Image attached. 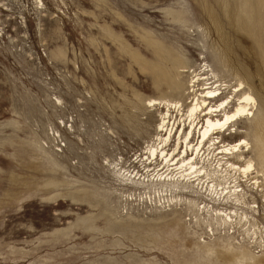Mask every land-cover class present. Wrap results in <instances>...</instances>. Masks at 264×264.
<instances>
[{
	"label": "rangeland",
	"instance_id": "374dc122",
	"mask_svg": "<svg viewBox=\"0 0 264 264\" xmlns=\"http://www.w3.org/2000/svg\"><path fill=\"white\" fill-rule=\"evenodd\" d=\"M175 59L178 81L209 66L264 115V0H0V264H238L195 245L221 240L264 254L262 192L240 182L243 201L218 204L205 185L175 202L163 186L177 172L149 148L167 138L161 115L169 130L185 118L167 104L187 92L169 84ZM252 125L220 135L252 142ZM214 209L233 228L210 224Z\"/></svg>",
	"mask_w": 264,
	"mask_h": 264
},
{
	"label": "bare ground",
	"instance_id": "6f19581e",
	"mask_svg": "<svg viewBox=\"0 0 264 264\" xmlns=\"http://www.w3.org/2000/svg\"><path fill=\"white\" fill-rule=\"evenodd\" d=\"M185 66L181 61L175 59L172 69H170L172 73H168V77L170 86H174L173 89L180 92L187 90V95H179L181 98L172 103L165 101L171 108L178 109L182 115L187 107L186 112L184 111L185 118L181 119L179 125L174 123L169 130L170 120L168 123L166 120L170 118V111L167 110L165 114L161 115L162 122L158 125L159 130H165L168 133L167 138L162 141L164 144L159 152H157L158 148H149L151 155L161 158L168 170L177 172L175 177L171 176L163 185L168 192L172 193L171 201L181 202V199L177 200V198L182 194L200 197L206 185L205 192L208 193L210 203L219 204V202L225 201L237 204L244 199V196L241 195L242 189H239L240 182L262 192L264 199V115L256 113L258 106L255 97L250 90H245L244 83L240 80L238 85L230 91L215 69H209V66L207 69L198 68L189 72L192 77L189 84L186 85L178 81V77L181 76L179 70ZM159 75L163 78L162 74ZM228 90L229 92L226 93ZM220 93L221 95L226 94V96L216 100L215 97ZM184 96L190 99L188 106L183 103ZM232 101L237 104L229 110L234 103ZM148 104L159 105L157 101L153 100H150ZM250 119H253V125L247 136H252V142L242 139L236 144H229L226 142V138L220 135V132L228 124H230L229 129L231 128L233 131L236 130L235 127L239 123ZM206 152L208 153L207 157H205ZM230 179H233V186H230ZM195 199H184V202L199 212L204 208L209 209V204L203 202L205 205L201 208L199 201ZM212 213H208L210 224L214 222L223 228H233L232 216H236L235 212L227 209H214ZM197 215L198 217L195 216V218L201 217V215ZM245 220H247L246 216ZM184 223L181 218L175 219L172 231L176 234L182 233L185 231ZM211 231L213 230L211 229ZM221 242L220 244L195 243V245L206 253L224 251L232 255L234 263L240 264L239 262L244 261L247 264H264V254L256 256L245 246L236 247L223 240Z\"/></svg>",
	"mask_w": 264,
	"mask_h": 264
}]
</instances>
